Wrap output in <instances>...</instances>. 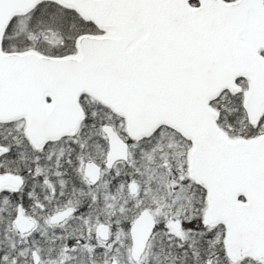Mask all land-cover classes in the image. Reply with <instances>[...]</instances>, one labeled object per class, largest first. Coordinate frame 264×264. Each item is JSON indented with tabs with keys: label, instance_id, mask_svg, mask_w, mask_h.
Returning <instances> with one entry per match:
<instances>
[{
	"label": "snow or ice",
	"instance_id": "snow-or-ice-1",
	"mask_svg": "<svg viewBox=\"0 0 264 264\" xmlns=\"http://www.w3.org/2000/svg\"><path fill=\"white\" fill-rule=\"evenodd\" d=\"M0 264H264V0H0Z\"/></svg>",
	"mask_w": 264,
	"mask_h": 264
}]
</instances>
